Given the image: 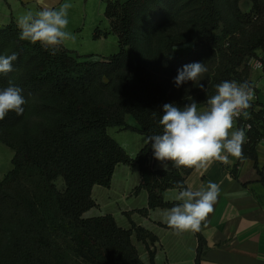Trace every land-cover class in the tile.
<instances>
[{"label": "trees", "instance_id": "16d2710c", "mask_svg": "<svg viewBox=\"0 0 264 264\" xmlns=\"http://www.w3.org/2000/svg\"><path fill=\"white\" fill-rule=\"evenodd\" d=\"M263 9L264 0H108L105 14L120 49L103 57L66 46L53 56L39 43L20 40L15 21L0 27V54L18 55L13 71L0 74V87L11 80L27 101L22 115L10 111L0 120V141L14 152L0 181V264H147L132 236L147 246L157 236L134 222L121 227L111 214L85 217L97 206L92 189L109 187L118 164H136L141 181L134 191L148 192L147 207L136 212L147 216L178 203L163 194L186 185L193 169L156 168L150 144L131 157L108 128L148 136L160 131L165 103L206 105L224 80L251 87V61L264 55V28L249 26ZM108 34L95 31V37ZM188 43L189 50L179 49ZM192 62L217 63L199 98L159 80ZM129 115L140 129L127 123ZM263 121L264 109L255 107L238 121L239 127L252 124L243 157L256 159ZM196 235L200 257L205 239L201 230Z\"/></svg>", "mask_w": 264, "mask_h": 264}, {"label": "crops", "instance_id": "0c3cea01", "mask_svg": "<svg viewBox=\"0 0 264 264\" xmlns=\"http://www.w3.org/2000/svg\"><path fill=\"white\" fill-rule=\"evenodd\" d=\"M65 2L72 5L68 9L67 30L75 37L74 41L67 43L69 49L79 55L101 57L106 56L105 49L108 47L111 50L117 49L118 36L115 38L112 35L116 34L110 33L109 20L105 14L108 0H56V7ZM39 8L40 0H0V27L12 21L17 22L20 15L29 10L35 12ZM96 29L108 31L109 34L95 37ZM255 60L251 61L249 81L257 91L258 99L254 107L258 111L264 109V69L257 67ZM204 107L206 105L199 108ZM127 123L141 128L130 115L127 116ZM233 127L238 129V124L233 123ZM146 137L145 134L131 136L135 141L132 151H126L120 145L127 154L134 157L146 144ZM255 152L256 159L243 157L242 152L240 158L230 157L227 165L214 161L206 166V170L197 172L193 169L187 176L186 184L191 183L194 189L206 186L209 181L218 183L221 189L213 211L201 225L205 245L200 257L196 232H177L165 227L164 213L170 208L152 209L147 216L136 212L148 205V192L134 191L141 181L136 164H118L110 186H103V192L98 188L99 185H95L92 197L97 206L84 216L111 214L121 227L129 228L134 222L156 235L158 240L149 243V246L138 240L135 234L132 236L141 259L147 264H264V139L256 144ZM154 164L156 168L164 169L156 159ZM179 190H166L163 194L165 200L175 202ZM101 203L103 212H98L97 207Z\"/></svg>", "mask_w": 264, "mask_h": 264}, {"label": "clouds", "instance_id": "9594fccd", "mask_svg": "<svg viewBox=\"0 0 264 264\" xmlns=\"http://www.w3.org/2000/svg\"><path fill=\"white\" fill-rule=\"evenodd\" d=\"M71 3L65 2L58 8L56 0H40L39 10H31L17 18L19 39L32 44L39 43L51 55H56L60 47L74 41L75 37L67 30L68 9ZM16 53L0 54V74L13 71ZM204 62H192L177 69L173 78L174 86L196 82L207 72ZM205 91L204 84L199 86ZM215 94L206 98V107L199 108L195 100L180 106L176 103L162 105V114L157 121L160 131L148 135L145 143L150 144L153 157L165 171L168 165L175 168H190L197 172L206 170L214 161L225 165L230 157L240 158L246 142L243 128L234 129L233 121L250 107L251 87L247 82L224 80L215 85ZM26 99L23 89L11 80L6 87H0V120L14 111L22 115ZM175 196L178 202L164 213V222L177 232L201 230V224L220 195V185L209 181L206 186L194 189L191 183L179 184Z\"/></svg>", "mask_w": 264, "mask_h": 264}, {"label": "rangeland", "instance_id": "374dc122", "mask_svg": "<svg viewBox=\"0 0 264 264\" xmlns=\"http://www.w3.org/2000/svg\"><path fill=\"white\" fill-rule=\"evenodd\" d=\"M242 7L243 9H247L246 3H243ZM261 28H264V9H263L262 14H260L258 19L255 21V24L252 26L251 25L249 26V30H257V29L260 30ZM111 34H114V33H111ZM112 36H116L115 38H117V35H112ZM110 38H113V37H110ZM116 40H117V49L111 50L109 49L110 47H108V49H105L106 56H110L119 51L120 48L118 47L119 45L118 38ZM65 46L67 47V44ZM191 47H192V43H188V44L180 46L179 49L182 51H187ZM75 54H78V53L75 52ZM256 60H264V55L262 53H259V58ZM216 64H217L216 62L206 63L205 65L208 69L206 73L202 74V76L198 78L195 83L189 81L188 83L184 84L180 88H177L174 86L173 78L175 76H172V75L164 76L163 75V76H160L159 80L163 83V85H166L167 87L174 89V91L176 92H181L184 95H187L194 99L197 96H198L197 98H199V95L205 92L199 86L201 83H203L205 90H206V87L210 82V77H211V74L214 72V68L216 67ZM130 117L135 119V117L132 115H130ZM31 124H32V117L29 118L27 122V125L30 126ZM108 132L112 138H114L119 144H121L126 149V151L127 150L132 151L134 149L135 141L131 139V136H143L144 135L143 133H140L138 131L119 130L117 127H109ZM12 157H13V150L9 146H7L6 144L0 141V178H2L3 175H5L12 168ZM98 188L102 189V192H103V186L99 185ZM101 196L103 200V194ZM97 211L103 212V203H101V205L97 207Z\"/></svg>", "mask_w": 264, "mask_h": 264}, {"label": "built area", "instance_id": "2783aa9c", "mask_svg": "<svg viewBox=\"0 0 264 264\" xmlns=\"http://www.w3.org/2000/svg\"><path fill=\"white\" fill-rule=\"evenodd\" d=\"M255 65L261 69H264V60H255ZM251 91H252V100H251L250 107L245 110L246 114L249 112L251 107L255 106V104L257 103V99H258V95H257V91H256L255 87L251 86ZM246 114H242L239 118L234 119L233 123L238 124V121L240 119H242ZM262 125L264 128V121H263ZM240 128H243L245 130V133H246L245 141H248L249 137L247 136V131L252 128V124L249 122H246V123L244 122L241 127L238 126V129H240Z\"/></svg>", "mask_w": 264, "mask_h": 264}]
</instances>
